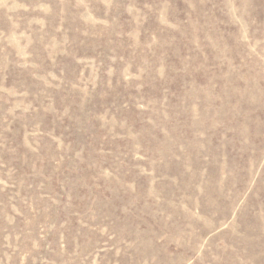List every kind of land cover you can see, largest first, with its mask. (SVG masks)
I'll list each match as a JSON object with an SVG mask.
<instances>
[{"label": "rangeland", "instance_id": "374dc122", "mask_svg": "<svg viewBox=\"0 0 264 264\" xmlns=\"http://www.w3.org/2000/svg\"><path fill=\"white\" fill-rule=\"evenodd\" d=\"M0 264H264V0H0Z\"/></svg>", "mask_w": 264, "mask_h": 264}]
</instances>
